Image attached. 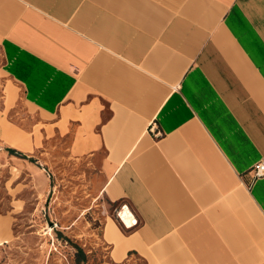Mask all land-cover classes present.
<instances>
[{
  "label": "crops",
  "instance_id": "obj_1",
  "mask_svg": "<svg viewBox=\"0 0 264 264\" xmlns=\"http://www.w3.org/2000/svg\"><path fill=\"white\" fill-rule=\"evenodd\" d=\"M0 58L129 263L264 264V0H0Z\"/></svg>",
  "mask_w": 264,
  "mask_h": 264
},
{
  "label": "rangeland",
  "instance_id": "obj_2",
  "mask_svg": "<svg viewBox=\"0 0 264 264\" xmlns=\"http://www.w3.org/2000/svg\"><path fill=\"white\" fill-rule=\"evenodd\" d=\"M52 119L30 110L0 71V264H132L116 248L130 231L120 202L100 194L95 167L66 150Z\"/></svg>",
  "mask_w": 264,
  "mask_h": 264
},
{
  "label": "bare ground",
  "instance_id": "obj_3",
  "mask_svg": "<svg viewBox=\"0 0 264 264\" xmlns=\"http://www.w3.org/2000/svg\"><path fill=\"white\" fill-rule=\"evenodd\" d=\"M118 218L121 220L125 228H130L135 223L134 216L127 206H123L118 212Z\"/></svg>",
  "mask_w": 264,
  "mask_h": 264
},
{
  "label": "built area",
  "instance_id": "obj_4",
  "mask_svg": "<svg viewBox=\"0 0 264 264\" xmlns=\"http://www.w3.org/2000/svg\"><path fill=\"white\" fill-rule=\"evenodd\" d=\"M253 178H259L264 175V162L255 163L251 168Z\"/></svg>",
  "mask_w": 264,
  "mask_h": 264
}]
</instances>
